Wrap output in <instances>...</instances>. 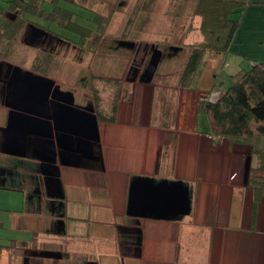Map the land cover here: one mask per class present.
<instances>
[{"label": "crops", "instance_id": "0c3cea01", "mask_svg": "<svg viewBox=\"0 0 264 264\" xmlns=\"http://www.w3.org/2000/svg\"><path fill=\"white\" fill-rule=\"evenodd\" d=\"M4 1L0 22L8 14ZM204 55L207 75L198 71ZM164 58L149 79L118 77L123 83L112 98L105 82L85 86L98 138L83 137L79 151L76 142L58 140L66 132L54 131L57 181L41 171L51 156L46 138L32 135L22 150L6 146L9 106L0 81V264H26L28 250L37 251L28 264H264V188L257 193L247 183L250 146L211 133L199 108V100L225 90L217 71L232 78L264 61V2L246 0L228 49L205 50L186 86V63L179 76L157 71ZM134 183L174 186V205L187 189L189 210L129 208Z\"/></svg>", "mask_w": 264, "mask_h": 264}, {"label": "trees", "instance_id": "16d2710c", "mask_svg": "<svg viewBox=\"0 0 264 264\" xmlns=\"http://www.w3.org/2000/svg\"><path fill=\"white\" fill-rule=\"evenodd\" d=\"M59 1L8 0V14L0 22V59L7 60L6 53L17 41H36L24 39L21 34L24 24L40 28L49 34H56L58 29L69 30L72 34H78L81 39L89 38L94 30L96 31L91 26L77 21L76 12L62 6ZM171 1L174 3L175 0ZM176 1L180 5L177 14H181L190 0ZM193 1L192 14L199 17V21L194 26L198 31L199 39L194 40L195 43L191 42L194 44L181 77V85L184 86L190 80L205 50L222 52L228 49L246 4V0ZM46 4L49 7L45 6ZM1 12L3 7L0 4ZM99 13L95 12L90 19L96 21L97 30L102 31L105 29V24L101 25L102 19L106 18L107 22L109 16L100 13L99 17ZM90 45L94 44L90 43ZM43 50V55L40 53L34 56L32 64L36 70L47 73L46 67L51 66L54 59L50 47ZM112 86L116 88V85ZM199 108L208 117L211 133L250 146L249 155L255 157V163L249 164V155L244 159L248 168L247 183L254 192L258 193L264 188V61L254 62L247 68L234 72L231 84L222 94L215 100L202 98L199 100ZM129 232L132 233L133 229L130 228ZM135 239L139 240L137 234ZM137 252L138 247H136Z\"/></svg>", "mask_w": 264, "mask_h": 264}, {"label": "rangeland", "instance_id": "374dc122", "mask_svg": "<svg viewBox=\"0 0 264 264\" xmlns=\"http://www.w3.org/2000/svg\"><path fill=\"white\" fill-rule=\"evenodd\" d=\"M118 1L75 0V2H71L70 0H60L59 4L73 9L76 12V20L91 27L95 26V23L90 19L95 12L108 15V21L106 22L107 19L105 18L104 20L103 18L101 22V25L104 26L105 24V29L102 31L99 30L100 37L104 36L105 39L109 40L113 37L122 36L136 40L148 39L151 40L149 42H154L165 48L168 45L182 47L179 51L166 55L157 70L176 71L175 75L179 76L186 63L187 55L191 52L192 45L196 42L194 40L199 39L198 31L194 28L199 17L193 16L192 14L194 1H188L186 7L182 9L181 14H177L180 5H178L176 0L174 3L171 0H123L121 4H118ZM3 4L6 5L7 2L4 1ZM45 6L49 7L47 4ZM24 28L25 24L22 28L23 31ZM22 30L21 34L23 35ZM58 30L73 39L77 38L75 34L60 29ZM94 35L96 34H91V36ZM191 42L194 43L191 44ZM99 44L98 47L97 45H91L89 48L85 47L84 49L57 45L55 52L59 62L53 68L52 66L46 67L47 74H45L60 82L63 87L74 91L79 101H84L86 98V85H94L102 88L104 82L107 85L106 89H102L105 91V97L109 93V97L112 98L114 91L112 88L115 87L111 86L113 81L110 77H127L128 72L125 73L124 69L126 70L128 67L129 60L127 58H129L131 52L124 50V48L118 50L110 48L111 41H103ZM43 48H49V45L17 41L13 48L6 53L7 57L5 59L24 69L38 71L33 67L32 63L35 55L40 53L43 55ZM96 53L101 56H96ZM205 57L206 55L203 56L198 66V71H201L203 75H207L204 72L205 70L209 71V65L211 63L210 60L205 61L207 60ZM53 59H56L55 56H53ZM38 62L36 63L39 64ZM89 72L95 73V76L103 75V77H106V81L101 78L90 77ZM217 72L221 75H219L218 79L223 80V88L226 89L231 84L232 78L225 70H219ZM204 80L205 77H202L201 81L204 82ZM119 83L122 84L123 82ZM192 85L198 86L197 77L192 81ZM115 91L119 93V88ZM202 115L205 117L203 113ZM35 263L37 264V262Z\"/></svg>", "mask_w": 264, "mask_h": 264}, {"label": "water", "instance_id": "95a60500", "mask_svg": "<svg viewBox=\"0 0 264 264\" xmlns=\"http://www.w3.org/2000/svg\"><path fill=\"white\" fill-rule=\"evenodd\" d=\"M158 60L159 56L156 55L150 61L147 79L154 72ZM4 64L8 66L5 84L6 104L9 106L7 123L3 129L4 142L6 146L22 150L27 147L30 136L39 135L46 138L42 143L44 142V146L47 145L51 156L43 158L41 171L49 174L51 180L57 181L59 168L55 164L56 152L51 141L54 131L66 132L65 135L60 134L58 140L69 144L76 142L78 150L81 151L82 144L79 143L84 141L83 137L98 138L96 115L91 106L75 105L73 93L61 90L50 77L24 69L17 64L9 62ZM62 95L69 97L63 98ZM170 189L171 187L168 191L163 186L149 189L144 184L134 183L130 189L129 208L142 206L157 208L165 203L162 207L165 213L187 212L189 210L185 199L187 189L182 192L180 197L183 200L179 198L177 205L169 201L174 186L172 192Z\"/></svg>", "mask_w": 264, "mask_h": 264}, {"label": "flooded vegetation", "instance_id": "af4514ba", "mask_svg": "<svg viewBox=\"0 0 264 264\" xmlns=\"http://www.w3.org/2000/svg\"><path fill=\"white\" fill-rule=\"evenodd\" d=\"M92 29H96V31L94 30L93 34H100L99 31L97 30V24H95L94 27H92ZM61 30V29H60ZM66 31V30H63ZM98 31V32H97ZM23 32V37L24 39H29V40H36V41H26L29 43H33V44H46L49 45L50 50L52 51L53 56H55V60L53 61V63L51 64L52 68L53 66L57 65L58 58L56 55V47L57 45H65L67 47L72 46L73 48H81L84 49L85 47L89 48L91 45L90 43L97 45L99 43H102L103 41H111L112 44L110 45V48L118 50L120 48H124V50H128L131 52V55L129 56V58H127V60H129L128 63V67L125 71L128 72L127 77L129 79H147L148 74V68L150 65V61L152 60V58L154 56H159V57H164L166 55H170L173 52H176L177 49L180 46L177 45H168L166 48L160 46L159 44H156L154 42H149L151 40L145 39V40H140V39H133V38H125L122 36L119 37H113L108 39H105L104 36H90L89 38L86 39H81L78 34L76 35L77 38L73 39L72 37L68 36L67 34L61 32V31H57V33L55 34H49L43 30H41L40 28H35L32 26H26L24 28ZM67 32H69V30H67ZM96 32V33H95ZM70 33V32H69ZM72 34V33H71ZM70 37V38H69ZM25 39V40H26ZM100 45V44H99ZM100 47V46H99ZM122 50V49H121ZM100 55L98 53L95 54ZM101 56V55H100ZM99 56V57H100ZM8 62V60H4V59H0V81L3 82V88L6 89V84H5V79L8 73V66L4 63ZM132 62V63H131ZM2 63V64H1ZM131 63V64H130ZM130 64V65H129ZM90 70V69H89ZM87 70V71H89ZM90 77L95 76L93 72H89ZM96 76H102V75H96ZM106 76V75H105ZM109 76V75H108ZM112 79V85H116V88H119V78L118 76H113L110 77ZM55 84H57L59 86V88L63 91H72L71 89L67 88V87H63L60 82H57L54 78H53ZM73 92V91H72ZM63 98L65 97H69L68 95H62ZM89 102V101H88ZM87 101H79L77 100L76 96L74 97V103L80 106H90L91 102L88 103ZM132 242V241H131ZM130 247H127V250L130 251ZM37 251L36 250H28L26 252L27 258L25 259V263L28 264L30 258H34L33 254H35ZM40 252V251H39ZM40 264V263H37ZM86 264V263H85ZM87 264H93V263H87Z\"/></svg>", "mask_w": 264, "mask_h": 264}]
</instances>
